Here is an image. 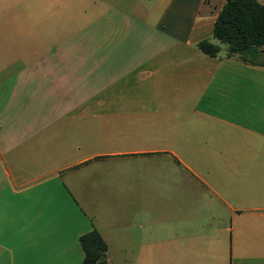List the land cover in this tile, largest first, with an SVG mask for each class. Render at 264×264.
Wrapping results in <instances>:
<instances>
[{
    "label": "crops",
    "instance_id": "crops-1",
    "mask_svg": "<svg viewBox=\"0 0 264 264\" xmlns=\"http://www.w3.org/2000/svg\"><path fill=\"white\" fill-rule=\"evenodd\" d=\"M264 5V0H256ZM225 0H0V264H264V65L203 54Z\"/></svg>",
    "mask_w": 264,
    "mask_h": 264
},
{
    "label": "trees",
    "instance_id": "trees-1",
    "mask_svg": "<svg viewBox=\"0 0 264 264\" xmlns=\"http://www.w3.org/2000/svg\"><path fill=\"white\" fill-rule=\"evenodd\" d=\"M218 44L208 40L197 43V48L209 57L238 58L252 65H264V5L256 0H225L212 30ZM84 253L80 264H106V244L93 230L79 238Z\"/></svg>",
    "mask_w": 264,
    "mask_h": 264
},
{
    "label": "rangeland",
    "instance_id": "rangeland-1",
    "mask_svg": "<svg viewBox=\"0 0 264 264\" xmlns=\"http://www.w3.org/2000/svg\"><path fill=\"white\" fill-rule=\"evenodd\" d=\"M210 43L212 44H218V42L214 39V38H211L210 40H208ZM223 50L221 51L222 53H224V47L222 46ZM220 52V54H221ZM261 61H264V55L262 56L261 58ZM264 219V218H263Z\"/></svg>",
    "mask_w": 264,
    "mask_h": 264
}]
</instances>
